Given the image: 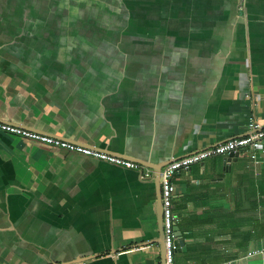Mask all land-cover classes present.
<instances>
[{
	"label": "crops",
	"instance_id": "crops-1",
	"mask_svg": "<svg viewBox=\"0 0 264 264\" xmlns=\"http://www.w3.org/2000/svg\"><path fill=\"white\" fill-rule=\"evenodd\" d=\"M250 116L264 0H0V121L152 170L0 132V264H162L155 170ZM227 159L173 179L176 264H264V149Z\"/></svg>",
	"mask_w": 264,
	"mask_h": 264
},
{
	"label": "built area",
	"instance_id": "built-area-1",
	"mask_svg": "<svg viewBox=\"0 0 264 264\" xmlns=\"http://www.w3.org/2000/svg\"><path fill=\"white\" fill-rule=\"evenodd\" d=\"M250 132L248 135L228 140L222 144L209 147L197 153L185 157L173 158L161 171V203L163 207V228L165 243L166 264H176L175 255L179 249L176 244L177 237L174 227L177 218L174 213V196L176 194V185L173 182L174 177L182 172L188 171L192 165L202 163L205 160L215 156H228L231 153H239L244 150H263L264 149V126L257 124L255 117H249ZM0 132L21 137L25 140L50 146L57 149L66 150L82 156L94 158L118 167L134 170L142 173V177L150 179L152 170L140 163L130 161L114 154L106 153L97 148L79 145L68 142L57 137L45 135L20 126L8 124L0 121ZM250 256L263 255L264 251H254Z\"/></svg>",
	"mask_w": 264,
	"mask_h": 264
},
{
	"label": "water",
	"instance_id": "water-1",
	"mask_svg": "<svg viewBox=\"0 0 264 264\" xmlns=\"http://www.w3.org/2000/svg\"><path fill=\"white\" fill-rule=\"evenodd\" d=\"M238 156V153H231L230 155H228V159L227 162H230L233 158H236ZM143 166L145 165L144 163H140ZM168 164V163H167ZM166 164V165H167ZM165 165V166H166ZM164 166L158 168V169H154L155 173H154V177L156 178L157 184L159 185V188L161 189V184H160V178H161V170ZM160 202H161V197H160ZM159 231H160V235H161V240L159 242L160 246H161V260H162V264H166V258H165V243H164V228H163V207H162V203L159 206ZM174 231H175V235L177 237V241L176 244L178 246H180L181 248L185 247V242L182 239V235L181 233H179L178 228H176V226L174 227ZM185 250V248H184ZM87 261H83V263H85Z\"/></svg>",
	"mask_w": 264,
	"mask_h": 264
}]
</instances>
